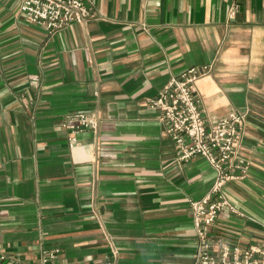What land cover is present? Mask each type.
I'll list each match as a JSON object with an SVG mask.
<instances>
[{"label": "crops", "instance_id": "1", "mask_svg": "<svg viewBox=\"0 0 264 264\" xmlns=\"http://www.w3.org/2000/svg\"><path fill=\"white\" fill-rule=\"evenodd\" d=\"M0 0V254L10 264H192L190 203L210 190L202 158L176 160L148 106L185 70L210 121L244 115L245 179L224 192L215 239L246 247L264 227V0H92L94 18L54 34ZM235 9L234 16L230 12ZM36 79V81L34 80ZM96 131L69 148L64 118Z\"/></svg>", "mask_w": 264, "mask_h": 264}, {"label": "built area", "instance_id": "2", "mask_svg": "<svg viewBox=\"0 0 264 264\" xmlns=\"http://www.w3.org/2000/svg\"><path fill=\"white\" fill-rule=\"evenodd\" d=\"M19 10L28 23L41 27L47 34L94 18L92 0H21ZM234 11L233 8L230 18ZM209 72L210 66L189 68L172 77L156 97L148 100V106L160 112L165 132L174 144L176 160L187 162L199 157L214 171L208 193L190 203L196 237L192 264H264V227L261 241L246 247L224 243L212 233L221 211L237 213L224 188L247 177L249 162L238 150L245 126L244 115L231 111L222 119L210 121L201 112L196 84ZM62 127L69 148H73L80 133L97 130L98 119L87 112H73L64 118ZM56 260V250H45L36 264H54ZM10 262L11 259L0 254V264ZM93 264L116 263L103 259Z\"/></svg>", "mask_w": 264, "mask_h": 264}]
</instances>
